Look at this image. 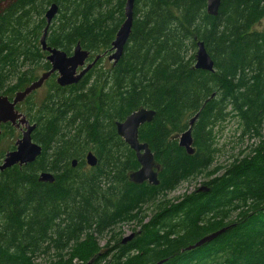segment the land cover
<instances>
[{
  "label": "trees",
  "instance_id": "obj_1",
  "mask_svg": "<svg viewBox=\"0 0 264 264\" xmlns=\"http://www.w3.org/2000/svg\"><path fill=\"white\" fill-rule=\"evenodd\" d=\"M126 1L0 0V97L12 100L51 70L41 39L52 5L59 12L47 46L70 56L79 44L88 61L100 56L78 84L60 87L52 75L39 103L34 92L17 107L36 125L32 138L43 152L0 172V264H264V0H222L216 17L207 14V0H136L129 42L114 65L105 60ZM199 41L214 73L195 69ZM140 109L156 113L139 140L160 166L158 186L130 181L140 165L117 132ZM229 112L242 138L259 141L213 167V129ZM197 113L190 156L177 137ZM1 129L0 141L15 137L10 124ZM12 150L0 151V164ZM89 152L99 160L95 168L86 164ZM44 172L55 182H39ZM200 177L208 191L165 199ZM132 222L140 229L123 244L116 229Z\"/></svg>",
  "mask_w": 264,
  "mask_h": 264
},
{
  "label": "water",
  "instance_id": "obj_2",
  "mask_svg": "<svg viewBox=\"0 0 264 264\" xmlns=\"http://www.w3.org/2000/svg\"><path fill=\"white\" fill-rule=\"evenodd\" d=\"M135 1L136 0L126 1L125 20L112 43L113 53L109 55L108 60L113 62L114 65L122 58L132 33ZM221 4L222 0H207L208 15L213 17L218 16ZM58 12L59 7L57 5H52L48 9L45 15L47 26L41 39L43 51L49 54L47 61L51 64V70L41 74L36 81L27 86L23 91L18 92L12 100L7 96L0 97V137L2 134V125L12 124L17 128L20 126L24 128L21 138L16 142L15 150L6 153L3 164L0 165V172H4L14 166L22 167L34 163L43 152L41 145L34 142L32 138L36 125H32L26 116L17 110L18 105L22 104L31 94L41 89L52 75H58L57 84L60 87H69L78 84L100 59V56H97L92 63H88L90 52L84 50L79 44L70 56L59 49L47 46V34ZM195 69L210 73L215 72V62L209 55L205 44L201 41L197 42ZM215 96L216 95L213 94L210 99L215 98ZM208 101L209 99L206 103ZM155 114V111L140 109L129 115L124 122L117 124L118 135L125 141L130 149L135 152L140 165L139 170L129 175L130 181L137 185L146 182L153 186L159 185L158 174L160 172V166L156 164L154 154L149 146L146 143H141L139 140V129L143 125L151 123ZM199 115L200 113H197L195 117L191 119L189 129L177 137V139H179V146L185 149L190 156H193L196 152L193 147L194 140L192 128ZM85 161L91 168H95L99 164V160L93 152H89L86 155ZM77 163V160H73L72 166L75 168ZM39 182L52 184L55 182V177L52 173L44 172L40 174ZM198 191L206 192L208 189L207 187H200ZM221 232H223V230L201 239L187 250L191 251L204 246L221 234ZM134 237L135 234L131 233L123 238L122 243L127 244L131 242Z\"/></svg>",
  "mask_w": 264,
  "mask_h": 264
},
{
  "label": "rangeland",
  "instance_id": "obj_3",
  "mask_svg": "<svg viewBox=\"0 0 264 264\" xmlns=\"http://www.w3.org/2000/svg\"><path fill=\"white\" fill-rule=\"evenodd\" d=\"M1 7L2 4L0 3V9ZM259 28L264 29V22L259 25ZM105 61H108V57ZM40 75L41 74H39V76ZM47 91V86H44L41 89L37 90L34 95V103H39L45 97ZM20 113L24 114L23 110H20ZM21 129L22 128H20L19 130ZM19 130L16 129L15 137H12L11 135H9V133L5 135L4 139L0 141V151H7L11 145H16V142L20 138ZM241 130V123L232 112H229L225 121H221L214 126L213 133L216 149L218 150V152L215 155L216 158L213 167H226L234 158L239 156L240 152L248 151L251 146L258 144V139H249L248 137L242 138ZM2 162L3 161H1V163ZM206 181V177H200L193 181L185 182L176 191L170 193L165 199L167 201H176L178 199H181L183 196L194 192ZM145 211L146 215L148 216V218L146 219L147 223L149 222L150 217L153 215V211L151 207L147 208ZM139 229L140 226L137 224V222H132L130 224H124L120 226L116 229V232H121L122 238H124ZM108 239L109 236L107 237V239L101 240L100 244L104 246ZM43 261L44 260L42 258L38 260V262Z\"/></svg>",
  "mask_w": 264,
  "mask_h": 264
},
{
  "label": "bare ground",
  "instance_id": "obj_4",
  "mask_svg": "<svg viewBox=\"0 0 264 264\" xmlns=\"http://www.w3.org/2000/svg\"><path fill=\"white\" fill-rule=\"evenodd\" d=\"M207 14H208V13H207ZM112 53H113V51L111 52V54H112ZM111 54H110V55H111ZM108 57H109V56H108ZM95 58H96V57H95ZM94 60H95V59H94ZM94 60H93V61H94ZM93 61H92V62H93ZM108 61H109V60H108ZM92 62L88 61V63H92ZM109 62H110V61H109ZM88 63H87V64H88ZM96 63H97V62H96ZM110 63H113V62H110ZM94 66H95V65H94ZM124 121H125V120H124ZM124 121H123V122H124ZM5 125H6V124H5ZM10 125L13 126V127L16 128V129H18V128H22V129H21V136H22V132H23V129H24L22 126H20V127L17 128L16 126H14V125H12V124H10ZM2 126H3V125H2ZM188 129H189V128H188ZM20 138H21V137H20ZM20 138H19V139H20ZM178 143H179V140H178ZM2 161H4V159H3ZM2 164H3V162H2L0 165H2Z\"/></svg>",
  "mask_w": 264,
  "mask_h": 264
},
{
  "label": "flooded vegetation",
  "instance_id": "obj_5",
  "mask_svg": "<svg viewBox=\"0 0 264 264\" xmlns=\"http://www.w3.org/2000/svg\"><path fill=\"white\" fill-rule=\"evenodd\" d=\"M44 87V86H43ZM27 118V117H26ZM30 122V121H29ZM31 123V122H30ZM32 125H34V124H32ZM18 129H20V128H18ZM21 131V130H20Z\"/></svg>",
  "mask_w": 264,
  "mask_h": 264
}]
</instances>
